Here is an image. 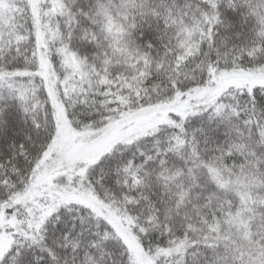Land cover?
I'll return each instance as SVG.
<instances>
[{
  "label": "snow or ice",
  "instance_id": "obj_1",
  "mask_svg": "<svg viewBox=\"0 0 264 264\" xmlns=\"http://www.w3.org/2000/svg\"><path fill=\"white\" fill-rule=\"evenodd\" d=\"M0 264H264V0H0Z\"/></svg>",
  "mask_w": 264,
  "mask_h": 264
}]
</instances>
